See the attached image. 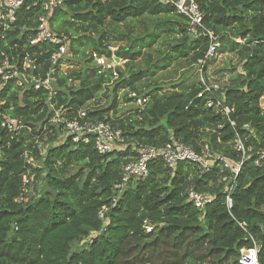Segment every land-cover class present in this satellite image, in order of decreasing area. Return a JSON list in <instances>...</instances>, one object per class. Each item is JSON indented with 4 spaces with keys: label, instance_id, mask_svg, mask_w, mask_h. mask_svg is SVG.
<instances>
[{
    "label": "trees",
    "instance_id": "1",
    "mask_svg": "<svg viewBox=\"0 0 264 264\" xmlns=\"http://www.w3.org/2000/svg\"><path fill=\"white\" fill-rule=\"evenodd\" d=\"M188 1L197 4L202 26L216 36V55L226 57L214 76L207 72L210 62L205 63L201 76L206 84L218 85L217 95L234 108V128L206 107V96H198L202 87L197 79L167 90L144 82L180 62L197 67L208 49L207 36L201 30L191 36L186 18L171 4L63 0L50 19L54 31L68 37L71 56L57 95L50 100L43 92H21L12 83L0 95V114L21 118L37 135L47 124L44 155L32 151L37 162L31 168L34 192L21 191L27 172L23 155L31 151V137L24 134L6 144L0 130V264H240V251L254 245L259 249L257 264H264V166H254L253 158L243 162L229 210L219 182L229 171L219 162L200 173L188 163L170 170L156 159L148 164L145 179L131 180L121 193L114 190L122 165L135 160L140 147L174 141L197 154L207 149L211 156L233 161L240 160L233 148L237 135L246 148H264V0ZM32 2L27 0L18 11L3 50L9 59L27 51L46 70L54 49L27 43L41 14ZM134 22L143 26L142 36L132 35ZM119 25L125 30H118ZM121 41L127 45L115 56L126 61L127 72L119 69V77L111 82L110 74L97 73L90 53L109 57L111 42ZM155 45L162 49L155 58L148 56L149 68L134 70L131 66L142 51ZM120 91L143 94L147 102L119 116ZM102 96L106 101L111 96L106 106L99 105ZM60 109L68 120L80 110L88 120L105 119L120 131L124 145L100 155L92 142L63 141L61 125L48 124ZM189 189L210 196L212 202L204 210L195 208L187 198ZM102 207L107 210L99 218Z\"/></svg>",
    "mask_w": 264,
    "mask_h": 264
},
{
    "label": "built area",
    "instance_id": "2",
    "mask_svg": "<svg viewBox=\"0 0 264 264\" xmlns=\"http://www.w3.org/2000/svg\"><path fill=\"white\" fill-rule=\"evenodd\" d=\"M26 1L0 0V95L6 86L12 83L21 92H43L51 100L58 93L60 76L67 75L69 70L68 60L71 57L68 53V37L63 33L54 31L50 22L54 9L62 6L63 0H33L32 2V6H39L41 14L37 18V26L32 29L34 37L30 38L27 43L29 47L47 44L54 49L49 54V67L46 70H43L37 58L29 55L27 51L22 56L17 55L9 59L3 50L9 45L6 40L7 35L16 23L18 11ZM152 1L171 4L177 14L186 18L187 31L191 36H196L198 30H201L207 36L209 40L208 49L204 59L196 64L199 82L202 87L198 96L205 95L206 107L227 118L230 127L234 128L235 124L230 118L234 108L223 101L222 95L221 98L217 95V93H221V88L218 85L206 84L201 76L203 65L211 61L216 55L218 43L216 36L202 26L203 17L197 4L188 0ZM26 30V28L22 29V31ZM239 43L241 44L242 42L239 41ZM14 47H16V44L10 46V48ZM108 51L110 52L109 57L91 52L90 60L97 67L98 74H110L111 82H113L119 77L118 70L123 68L126 61L115 56L117 48L109 46ZM127 97L137 106H143L147 102L143 94L138 95L135 92H130ZM3 104L4 101L0 100V106ZM64 112L65 109L55 111L53 118L48 121L49 125H61L62 135L60 139H63V141H70L73 144H89L92 142L94 149L100 155L113 152L124 145V139L121 137L120 131L115 130L105 119L88 120L86 112L80 110L74 119L68 120L64 117ZM244 128H248V125H244ZM0 130L4 132L5 137L8 139L6 144H10L14 140L18 141L24 134H28L31 137V141H33L31 151H27L23 155L27 172L22 176L21 191L34 192L35 173L31 168H34L37 162L32 157V151L35 150L39 157L44 155V142L47 141V124L41 127L37 135L32 132V128L26 125L21 118L13 117L9 114H0ZM233 148L240 155L239 161H233L222 156H211L207 149H205L203 154H197L190 146L174 141L168 142L161 147H140L137 150V158L122 165L121 180L114 186V190L121 193L131 180L145 179L148 174V164L156 159H160L165 168L170 170H175L180 163H188L194 165L200 173L208 172L215 162H219L229 171V175H224L219 181L224 186L225 205L229 210L232 207L231 194L244 160L253 158L254 166L258 168L264 166V148H246L238 135L234 139ZM186 194L188 201L199 210H204L212 202L210 196L202 195L193 189L187 190ZM106 210V207L100 209L99 218L103 217ZM144 228L146 232L152 230V227L147 224ZM258 250L257 245H254L250 250H241L239 263L257 264Z\"/></svg>",
    "mask_w": 264,
    "mask_h": 264
},
{
    "label": "rangeland",
    "instance_id": "3",
    "mask_svg": "<svg viewBox=\"0 0 264 264\" xmlns=\"http://www.w3.org/2000/svg\"><path fill=\"white\" fill-rule=\"evenodd\" d=\"M105 1V0H102ZM69 18V16H67V19ZM59 29V22L56 23ZM147 27L149 29V31L151 30V28H149L150 26L148 25L147 22ZM118 30L120 31H124L125 27L124 26H117ZM105 32H108V29L105 28L104 29ZM132 35L133 36H142L143 32H144V28L143 26L138 23V22H134V24L132 25ZM127 45V43L125 41H121V42H111V46L114 47L115 49L117 48H125ZM160 47L159 45H155L154 47L148 49V50H143L141 57H139L137 59V61L131 66L134 70H138L140 69L141 71H145L147 70V68H149V64H148V56H151V59L155 58L156 55V50H158ZM162 49V48H160ZM89 48L87 49V52H89ZM226 57L224 56H219V55H215L213 59H211L210 64L208 66V75L210 76H214L213 71L217 68H220L223 64H225L226 62ZM76 61H78L77 59H74ZM123 60V59H122ZM70 70V69H69ZM123 70H125V72H127L126 67L123 65ZM217 78V77H216ZM194 79H198V68L197 67H187L183 62L178 63L177 65H174L173 67L167 69L166 71L160 72L158 73L156 76L153 77V79H150L148 82L144 81L146 84L150 83V84H155L158 83L160 86H162V88H164L165 90H167L170 86H172L173 84H177L179 82H190L193 81ZM110 87V86H109ZM111 99V96L110 98ZM108 99V100H109ZM107 100V101H108ZM117 100H118V106L116 107V110L118 111V115L121 116L122 114L127 113L129 110H133V108L136 107V105L134 104V102L127 101L128 97L126 93H123L122 91H120L117 94ZM106 99L102 96L101 97V101L99 103L100 106H106L107 104ZM261 107L264 109V103H261ZM112 111L108 114L110 117L112 116ZM60 139L57 141L59 142ZM96 236L95 233L91 234V237ZM86 242H88V239L85 240L84 242H81L80 245L77 244L75 247H80L82 244H85Z\"/></svg>",
    "mask_w": 264,
    "mask_h": 264
}]
</instances>
